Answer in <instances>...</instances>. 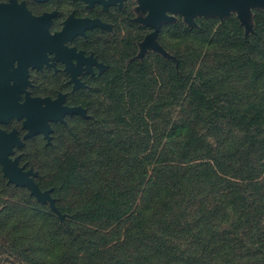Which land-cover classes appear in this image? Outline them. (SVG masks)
I'll return each instance as SVG.
<instances>
[{
    "label": "trees",
    "instance_id": "trees-1",
    "mask_svg": "<svg viewBox=\"0 0 264 264\" xmlns=\"http://www.w3.org/2000/svg\"><path fill=\"white\" fill-rule=\"evenodd\" d=\"M254 19L249 35L232 18L234 35L194 38L164 72L141 66L139 90L91 111L78 142L62 136L49 184L24 160L66 217L9 184L29 198L0 210L12 264H264V12Z\"/></svg>",
    "mask_w": 264,
    "mask_h": 264
},
{
    "label": "flooded vegetation",
    "instance_id": "flooded-vegetation-1",
    "mask_svg": "<svg viewBox=\"0 0 264 264\" xmlns=\"http://www.w3.org/2000/svg\"><path fill=\"white\" fill-rule=\"evenodd\" d=\"M9 1L0 0V3ZM17 1L24 3L35 17L50 16L48 29L51 36L36 40L12 59L9 66L11 91L20 94L21 103L25 102L27 94L32 98H62L63 106H82L89 115L94 94L104 93L107 89L112 60L126 49L135 51L138 48L139 55L141 43L155 31L153 24L157 20L146 21L151 9L144 7L142 0ZM167 14L175 16L172 11ZM175 18L158 25L157 41L165 49L160 36L164 29L172 27L178 19ZM183 21L185 23L184 16ZM40 27L43 29L46 24H40ZM149 51L156 52L148 49L145 55ZM91 117L66 114L65 121H51V142L42 133L24 138L28 133L24 128L25 118L13 117L6 123L0 121V128L7 132L18 131L24 146L15 147L13 157L20 156V165L26 164V168H30L33 166L24 161L28 157L24 150L36 147L32 141L39 139L43 141L42 148L51 147L58 136L75 130L72 124Z\"/></svg>",
    "mask_w": 264,
    "mask_h": 264
},
{
    "label": "water",
    "instance_id": "water-1",
    "mask_svg": "<svg viewBox=\"0 0 264 264\" xmlns=\"http://www.w3.org/2000/svg\"><path fill=\"white\" fill-rule=\"evenodd\" d=\"M150 13L146 21L149 23L152 18H157L154 23L155 31L150 33L141 43L139 57H143L148 49H153L164 57L178 63V58L167 51L158 41L159 23L164 20H175L167 11L181 14L185 22L196 26L197 16H217L220 19L231 15L233 12L241 24L245 27L246 35L254 31L253 10L264 9V0H142ZM45 20V21H44ZM50 16L35 17L31 14L24 3L17 0H10L0 3V121L8 122L11 118L17 117L24 120V128L28 133L24 138L42 133L51 142V121H65L66 114H80L90 118L91 115L82 106H63L62 98L52 100L51 98H32L27 94L24 103L19 102L20 94L13 93L9 85V66L12 59L19 51L31 47L36 40L51 36L48 25ZM40 24H46L43 29ZM24 146L22 138L16 129L7 132L0 128V163L4 176L9 183L16 186L26 187L36 199L58 214L61 220L66 215L57 206L53 197V188L43 190L36 181L39 172L33 167L20 165V156L13 157L15 147Z\"/></svg>",
    "mask_w": 264,
    "mask_h": 264
},
{
    "label": "rangeland",
    "instance_id": "rangeland-1",
    "mask_svg": "<svg viewBox=\"0 0 264 264\" xmlns=\"http://www.w3.org/2000/svg\"><path fill=\"white\" fill-rule=\"evenodd\" d=\"M257 11L264 12V9L253 10L252 22L254 28H255L254 18ZM175 16L178 18L177 21L175 23H172L171 28L169 29L167 28L162 31L160 40L162 44L166 47V49L176 57L185 56V47L189 45V42L191 40H196L194 38H207L210 33L212 34L218 33L220 29H224L228 31L229 35L230 34L234 35V32H236V30L233 29L232 23L228 22L226 25H224L225 21L230 20L232 18L233 20H236L239 23V26L243 28L242 30L243 34L246 35L245 27L241 24L236 12H233L231 15L225 17L224 19H220L217 16H210V17L197 16L195 18L196 26H191L186 22L184 23L183 15L181 14H175ZM188 27L197 28L199 30V33L195 34L189 31ZM137 54H138V48H136L135 51L126 49L123 53L116 55V57L112 60L111 62L112 67L111 70L109 71L108 79H107L108 82L107 89H105L104 91V93L107 91L108 94L104 95V93H98V94H94L93 96L94 105L92 106L91 111L94 113V118H93L94 120H97V118L100 119L105 118L110 109L115 110L116 109L115 103H117L116 101H119V99H117L119 95L132 91L133 89L135 90L140 89L139 87L140 80L138 74L139 72H141L140 71L141 66H143L144 69H148L149 72H164L165 71L164 68L168 67L166 60H171L169 58L164 57L162 54L154 51H149L144 57H139V55ZM72 125H75L74 131H77L76 138L78 142V138L84 135V131L87 125L82 119L78 120L76 124L74 123ZM72 133L74 132L63 133L61 134V136H58V138L55 141L56 143L55 145L56 146L58 145V148L57 147L52 149L51 148L48 149L46 147L42 148L43 141H39V139H35L34 141H32L31 144L35 143L36 147L35 148L29 147L28 149L24 150L26 155H28V157L25 158L24 160H29L30 162L34 163L37 166V168L40 170L42 174V180H44V182H46L47 184H49L53 180L52 176H54L55 174L54 172L58 170V168H56L52 162V157L57 153H61L60 150H62V148H60V146H62L61 144V142L63 141L62 136H64V138H66V136L70 137ZM167 134L168 133H166V135ZM38 145H41V147H38ZM9 184L12 183H9L7 181L4 182L1 178V173H0V210L5 208L6 206L13 205L14 203H20L22 205H26L29 200V198L27 197L28 194L25 189L13 188ZM47 205L49 206V204ZM1 229L2 227L0 226V231ZM4 232H7V230ZM1 240L2 237L0 235V246L2 244ZM13 260L14 258L11 257L9 253L7 254L3 253L0 250V262L2 264H12Z\"/></svg>",
    "mask_w": 264,
    "mask_h": 264
}]
</instances>
